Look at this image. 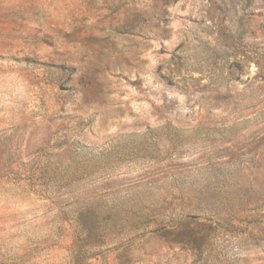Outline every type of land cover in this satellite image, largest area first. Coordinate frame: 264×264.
<instances>
[{
    "label": "rangeland",
    "instance_id": "obj_1",
    "mask_svg": "<svg viewBox=\"0 0 264 264\" xmlns=\"http://www.w3.org/2000/svg\"><path fill=\"white\" fill-rule=\"evenodd\" d=\"M0 264H264V0H0Z\"/></svg>",
    "mask_w": 264,
    "mask_h": 264
}]
</instances>
